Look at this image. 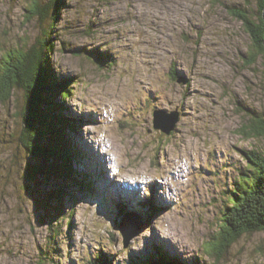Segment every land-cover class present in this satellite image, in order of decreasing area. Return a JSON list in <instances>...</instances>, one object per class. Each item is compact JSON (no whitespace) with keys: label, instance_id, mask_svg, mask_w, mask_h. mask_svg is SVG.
<instances>
[{"label":"rangeland","instance_id":"obj_1","mask_svg":"<svg viewBox=\"0 0 264 264\" xmlns=\"http://www.w3.org/2000/svg\"><path fill=\"white\" fill-rule=\"evenodd\" d=\"M31 2L0 0V66L50 29L29 14ZM232 9L255 19L258 0H64L48 57L72 79L65 106L83 119L70 137L95 191L72 188L50 243L51 220L37 205L46 193L22 179L24 91L0 102V264H52L51 246L54 264L101 253L128 264L157 249L185 264H264V231L244 234L221 260L209 254L238 182L256 177L244 152L264 155V57L249 63L253 36ZM97 51L111 67L96 64ZM157 111L179 114L170 135L154 128ZM121 206L152 220L129 244L117 226Z\"/></svg>","mask_w":264,"mask_h":264},{"label":"trees","instance_id":"obj_2","mask_svg":"<svg viewBox=\"0 0 264 264\" xmlns=\"http://www.w3.org/2000/svg\"><path fill=\"white\" fill-rule=\"evenodd\" d=\"M258 6L259 11L255 19L246 9L231 10L233 16L241 21L253 36L254 49L249 55L250 64L255 63L259 55L264 57V0H258ZM63 8L64 0H32L29 14L41 23L48 25L52 22L49 24L50 29H45L43 36L28 47L6 52L0 66V102L7 103L17 90L24 91L25 100L20 114V139L27 153V163L23 168L22 179L27 191L36 186L38 191L42 188L46 193L43 199H38L37 205L48 212L47 217L51 220L50 227L53 232L50 243L55 245L58 235L61 236V222L67 220L64 199L72 198V188H79L87 194L95 191L91 175L78 168L80 157L84 155L81 156V149L70 137V133L80 131L83 119L81 115L70 117L65 106V101L74 92L73 84L70 85L72 79L60 77L48 57L49 52L54 49V43L51 41L53 32L50 30L55 29L58 24ZM90 56L101 68L112 66L108 62L109 56L104 53L97 51ZM262 130L263 133L258 131L257 134L262 136L264 129ZM244 155L249 163L257 168L256 177L250 184L242 177L243 182H238L233 197L229 199L231 206L224 217L226 227L209 248V254L216 255L217 260L224 258L225 251L244 234L264 231V155L257 151L244 152ZM150 209L151 212H156L153 206ZM129 211L127 207L121 206L119 213L124 215ZM144 219L147 224L152 222L147 217ZM51 249L52 251H47L51 257H45L44 261L54 264L55 255L51 253H56L57 247L51 246ZM112 260L108 254L101 253L90 260L89 264H112ZM128 264L185 263L168 251L157 249L148 256L132 257Z\"/></svg>","mask_w":264,"mask_h":264},{"label":"water","instance_id":"obj_3","mask_svg":"<svg viewBox=\"0 0 264 264\" xmlns=\"http://www.w3.org/2000/svg\"><path fill=\"white\" fill-rule=\"evenodd\" d=\"M262 18L264 22V10L262 12ZM178 121L179 114L176 112L167 114L166 112L157 111L154 113V128L167 135H170L172 131H174ZM119 216L120 221L117 222V226L124 236L125 244H129L132 239L138 236L144 222L138 215L135 214H119Z\"/></svg>","mask_w":264,"mask_h":264}]
</instances>
